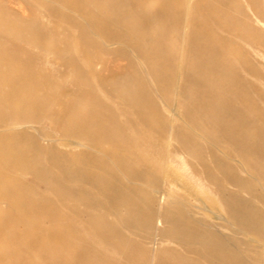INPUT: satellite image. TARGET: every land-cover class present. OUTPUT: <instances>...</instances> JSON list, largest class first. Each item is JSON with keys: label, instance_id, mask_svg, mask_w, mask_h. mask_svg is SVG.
Returning <instances> with one entry per match:
<instances>
[{"label": "rangeland", "instance_id": "obj_1", "mask_svg": "<svg viewBox=\"0 0 264 264\" xmlns=\"http://www.w3.org/2000/svg\"><path fill=\"white\" fill-rule=\"evenodd\" d=\"M88 212L103 264H264V0H0V264Z\"/></svg>", "mask_w": 264, "mask_h": 264}, {"label": "bare ground", "instance_id": "obj_2", "mask_svg": "<svg viewBox=\"0 0 264 264\" xmlns=\"http://www.w3.org/2000/svg\"><path fill=\"white\" fill-rule=\"evenodd\" d=\"M172 95L173 94H170L169 98H171ZM169 142H170V140H169V138H167L164 142V147H167L169 145ZM75 143H79V142H75ZM168 175L171 176L172 178H174V180H176V181L180 180V175H173L172 173H168ZM101 206L106 208L107 210H111V206L107 203V201L105 204H101ZM133 206L139 207V203H135V205L133 204ZM76 209L77 208L75 207V205L70 207V210L73 213H75L76 216H78V214L76 213L77 212ZM58 216H59L60 220L64 223H66V222L69 223L71 221V217H69L68 215H66V213L64 214L61 211L59 212ZM158 218L160 219V216H158ZM84 219H85L84 221L80 220V221L74 223L73 226L80 228V230L86 229L87 232L84 231V232H81L80 234H77V235L69 233L65 237V241L68 244H73L78 249H80L81 247L84 246L83 249L85 251L84 252L85 254L80 253L79 257H78V261L74 262L73 264H81L79 261V258L82 259V258L88 257V256L90 259H92V258L95 259L93 264H103V258H104V255H106V254H104L105 253L104 247H107L110 244V237L108 236L107 231H105V229H104L103 215H102V217H99L95 213L88 212L86 214V216L84 217ZM150 222H151V220H150ZM166 222H171V224H172L174 222V219L173 218L168 219ZM35 226L38 228H41V224L38 222H35ZM2 228H3L2 224H0V234L3 231ZM182 234L179 235V237H178L179 240H182L184 238ZM87 237H88V239H87ZM87 240H88V242L86 243ZM85 247H87V249ZM200 254H202V253H200ZM58 255L61 259L66 258V255H64L63 253L58 254ZM200 260H202V258Z\"/></svg>", "mask_w": 264, "mask_h": 264}]
</instances>
